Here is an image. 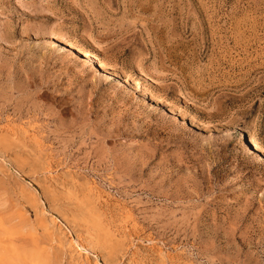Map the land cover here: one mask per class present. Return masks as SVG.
Instances as JSON below:
<instances>
[{
    "label": "rangeland",
    "instance_id": "1",
    "mask_svg": "<svg viewBox=\"0 0 264 264\" xmlns=\"http://www.w3.org/2000/svg\"><path fill=\"white\" fill-rule=\"evenodd\" d=\"M0 264H264V0H0Z\"/></svg>",
    "mask_w": 264,
    "mask_h": 264
},
{
    "label": "bare ground",
    "instance_id": "2",
    "mask_svg": "<svg viewBox=\"0 0 264 264\" xmlns=\"http://www.w3.org/2000/svg\"><path fill=\"white\" fill-rule=\"evenodd\" d=\"M50 38L54 41L53 43H57V42H61L62 43V45L63 46H65L66 48H70V49H72V50H75V51H77L78 53H80V54H82V56H83V59L85 60L84 62H90V63H92V64H96V66L100 69V70H102V72H103V70L105 71V72H103V73H105V74H107V75H115L112 71H111V69H110V67H109V65L105 62V61H103V60H101V59H99L98 57H96V56H93V55H91L89 52H87V51H83L80 47H78L77 45H75L74 43H72V42H70V41H67V40H65V41H62V40H59V37L55 34V33H50ZM116 76V75H115ZM124 81L125 82H127L128 80L126 79V78H124ZM240 138H242L243 136H242V134H240ZM248 144L250 145V147H252V149H254V150H256V151H259V152H261V149H260V147L255 143V141L253 140V139H249V141H248ZM40 197V196H39ZM3 216V215H2ZM79 237V236H78ZM71 240V239H70ZM76 243V242H75ZM73 244V243H72ZM76 246H80V244H76ZM81 249H82V247H81ZM80 249V250H81ZM84 249V248H83ZM85 250V249H84ZM32 255V254H31ZM80 255H81V253H80ZM35 256V255H34ZM27 259H28V257H26ZM29 261V260H28ZM30 262V261H29Z\"/></svg>",
    "mask_w": 264,
    "mask_h": 264
}]
</instances>
